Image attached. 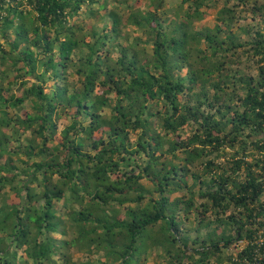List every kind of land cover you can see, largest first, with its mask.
<instances>
[{"label": "trees", "instance_id": "obj_1", "mask_svg": "<svg viewBox=\"0 0 264 264\" xmlns=\"http://www.w3.org/2000/svg\"><path fill=\"white\" fill-rule=\"evenodd\" d=\"M146 2L0 0V264H264V0Z\"/></svg>", "mask_w": 264, "mask_h": 264}, {"label": "rangeland", "instance_id": "obj_2", "mask_svg": "<svg viewBox=\"0 0 264 264\" xmlns=\"http://www.w3.org/2000/svg\"><path fill=\"white\" fill-rule=\"evenodd\" d=\"M164 1H165V4L167 5L166 7L168 10L169 9L170 10L175 9L178 6V4L180 3V0H164ZM129 3H132V4L134 3L136 6H139L142 10L146 11V4H147L146 0H129ZM221 7H222V4L211 9V10H208V13L205 15L204 19L200 22L195 23V29L201 30V29L206 28V27H214V25L216 24V18H217L218 12L221 9ZM237 15L239 16V26L247 25L248 23H254L252 14L245 7L238 8L237 9ZM84 22H85V25L88 28H90V26L93 23V20L92 19H85ZM183 74H185V72H183ZM76 80H77V78H76ZM52 85H53V83H49L47 85V89L50 88ZM15 94H16V96H21V93L18 90L15 92ZM26 106H28V104H26ZM8 111H9L11 116H17V114H18L21 117H24L26 115L24 110L9 109ZM59 124H60L59 130L62 131L64 126L66 124H68L67 118L64 116H60ZM27 136L28 135L22 134V138H21L22 143L25 142V138H27ZM262 137H264V134L262 135ZM21 142H18V143L15 142L13 144L14 147L21 144ZM147 187L151 188V185L149 184ZM8 195L11 196L14 200V195L11 192ZM15 202H18V201L15 199ZM238 246L242 247L241 244H239ZM238 246L235 245L234 248H236ZM97 259H98V256L92 258L93 261H96ZM147 264H157V263L152 258H149Z\"/></svg>", "mask_w": 264, "mask_h": 264}]
</instances>
